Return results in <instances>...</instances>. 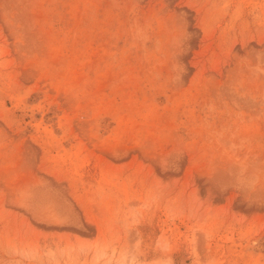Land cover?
Returning a JSON list of instances; mask_svg holds the SVG:
<instances>
[{
  "label": "rangeland",
  "instance_id": "obj_1",
  "mask_svg": "<svg viewBox=\"0 0 264 264\" xmlns=\"http://www.w3.org/2000/svg\"><path fill=\"white\" fill-rule=\"evenodd\" d=\"M0 264H264V0H0Z\"/></svg>",
  "mask_w": 264,
  "mask_h": 264
}]
</instances>
